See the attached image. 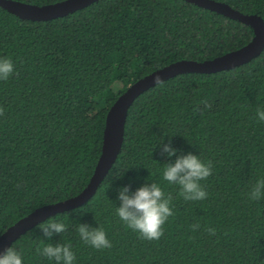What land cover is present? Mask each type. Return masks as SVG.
Masks as SVG:
<instances>
[{"label": "trees", "instance_id": "obj_1", "mask_svg": "<svg viewBox=\"0 0 264 264\" xmlns=\"http://www.w3.org/2000/svg\"><path fill=\"white\" fill-rule=\"evenodd\" d=\"M218 1L264 18V0ZM253 36L252 26L186 0H97L48 21L0 6V57L15 69L0 81V236L35 209L85 189L102 153L107 113L131 84L178 60L226 54ZM258 108L264 110V51L235 68L156 84L130 107L122 149L95 195L42 221L67 230L48 240L35 226L11 246L22 264H56L36 251L47 243L70 245L74 264H264V198L249 197L264 179ZM169 140L177 155L212 162V175L200 182L206 199L185 201L179 186L163 179L175 159L161 152ZM152 182L172 197L159 240L142 239L116 215L120 188L135 192ZM79 224L103 228L112 247L86 244Z\"/></svg>", "mask_w": 264, "mask_h": 264}, {"label": "water", "instance_id": "obj_2", "mask_svg": "<svg viewBox=\"0 0 264 264\" xmlns=\"http://www.w3.org/2000/svg\"><path fill=\"white\" fill-rule=\"evenodd\" d=\"M97 0H63L38 5L20 0H0V6L22 19L48 21L66 16ZM233 19L246 23L254 29V36L244 46L213 59L197 61L182 59L159 68L131 84L114 102L107 113L102 153L90 182L83 191L68 199L41 206L18 220L0 236V253L14 241L50 216L79 207L89 201L108 175L122 149L125 126L130 107L135 100L155 86L158 76L163 82L183 73H214L245 64L264 51V18L258 14H246L233 8L229 3L218 0H186ZM160 82V83H161Z\"/></svg>", "mask_w": 264, "mask_h": 264}, {"label": "clouds", "instance_id": "obj_3", "mask_svg": "<svg viewBox=\"0 0 264 264\" xmlns=\"http://www.w3.org/2000/svg\"><path fill=\"white\" fill-rule=\"evenodd\" d=\"M14 64L10 58L0 57V81H6L14 73ZM156 83H160L157 76ZM205 107L211 105L205 102ZM4 109L0 107V115ZM256 115L260 121H264V110L257 109ZM178 149L174 148L171 141L163 144L161 152L168 158L175 157L163 170V179L169 184L178 185L180 195L185 201H200L207 198V192L201 185V181L212 175V162H205L199 155L191 152L185 155H177ZM251 200L264 198V179L258 180L249 193ZM172 197L165 196L163 189L155 182L145 183L135 192H131L125 186L119 189V207H116V215L124 222L127 228L137 232L142 239L159 240L163 236V225L173 215L170 207ZM36 227L43 236L51 240L54 234H61L67 230V225L57 220L48 219L39 223ZM200 225H192L195 231ZM80 238L86 244L96 249L111 248V242L101 227H92L88 224H79L77 228ZM210 235H215V229H206ZM37 253L55 260L56 264H74L75 253L68 244L52 243L37 247ZM23 258L19 251L10 246L0 253V264H22Z\"/></svg>", "mask_w": 264, "mask_h": 264}]
</instances>
